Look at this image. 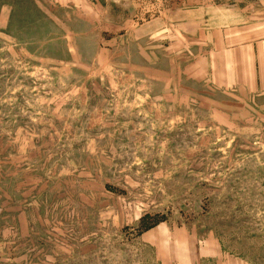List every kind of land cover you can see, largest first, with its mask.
<instances>
[{
	"label": "rangeland",
	"instance_id": "obj_1",
	"mask_svg": "<svg viewBox=\"0 0 264 264\" xmlns=\"http://www.w3.org/2000/svg\"><path fill=\"white\" fill-rule=\"evenodd\" d=\"M39 1L0 0V264H264V98Z\"/></svg>",
	"mask_w": 264,
	"mask_h": 264
},
{
	"label": "crops",
	"instance_id": "obj_2",
	"mask_svg": "<svg viewBox=\"0 0 264 264\" xmlns=\"http://www.w3.org/2000/svg\"><path fill=\"white\" fill-rule=\"evenodd\" d=\"M50 2L71 8L74 18L95 33L122 34L102 39V59L106 46L121 40L148 48L149 56L141 54L150 62L159 50L167 53L172 49L175 54V50L182 49L181 55H192L183 72L189 81L206 84L215 91L234 92L235 99L243 103L264 98V0ZM144 235L152 245L174 241L162 242L159 237L153 240V230ZM188 260L184 264L196 263V254L189 255Z\"/></svg>",
	"mask_w": 264,
	"mask_h": 264
},
{
	"label": "trees",
	"instance_id": "obj_3",
	"mask_svg": "<svg viewBox=\"0 0 264 264\" xmlns=\"http://www.w3.org/2000/svg\"><path fill=\"white\" fill-rule=\"evenodd\" d=\"M158 225H160V223H155V224L153 225V228L157 227ZM151 228H152V227H151ZM147 230H149V229H147Z\"/></svg>",
	"mask_w": 264,
	"mask_h": 264
}]
</instances>
